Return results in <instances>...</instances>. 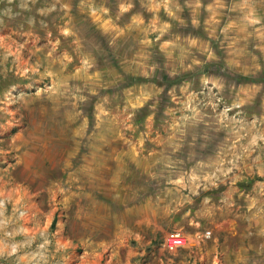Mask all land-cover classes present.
Instances as JSON below:
<instances>
[{
  "label": "rangeland",
  "instance_id": "rangeland-1",
  "mask_svg": "<svg viewBox=\"0 0 264 264\" xmlns=\"http://www.w3.org/2000/svg\"><path fill=\"white\" fill-rule=\"evenodd\" d=\"M0 264H264V0H0Z\"/></svg>",
  "mask_w": 264,
  "mask_h": 264
},
{
  "label": "built area",
  "instance_id": "built-area-1",
  "mask_svg": "<svg viewBox=\"0 0 264 264\" xmlns=\"http://www.w3.org/2000/svg\"><path fill=\"white\" fill-rule=\"evenodd\" d=\"M185 244L184 237L180 233H168L163 240V245L166 249H175Z\"/></svg>",
  "mask_w": 264,
  "mask_h": 264
}]
</instances>
